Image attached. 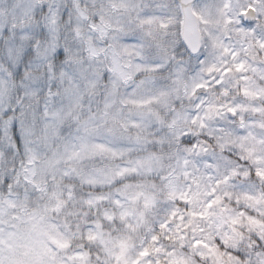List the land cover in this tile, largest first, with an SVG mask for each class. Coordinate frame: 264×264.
I'll return each mask as SVG.
<instances>
[{
  "label": "clouds",
  "instance_id": "clouds-1",
  "mask_svg": "<svg viewBox=\"0 0 264 264\" xmlns=\"http://www.w3.org/2000/svg\"><path fill=\"white\" fill-rule=\"evenodd\" d=\"M261 41L264 0H0V264H264Z\"/></svg>",
  "mask_w": 264,
  "mask_h": 264
},
{
  "label": "snow or ice",
  "instance_id": "snow-or-ice-1",
  "mask_svg": "<svg viewBox=\"0 0 264 264\" xmlns=\"http://www.w3.org/2000/svg\"><path fill=\"white\" fill-rule=\"evenodd\" d=\"M209 15L212 14V9L208 8L205 10ZM216 12L220 15H223L222 10L220 8L216 9ZM244 37V46L247 45L248 39L246 34H242ZM200 36L197 32L193 31L191 32L189 36L190 43L197 44L199 42ZM221 50L222 54L219 57V63L213 65L211 68L208 69L209 72H213V74L219 73V75H216V80L219 83H224L225 77H230L233 72L237 74V78L239 80L247 81L248 76L250 72H253L254 69L252 67H248L245 65V63L241 60H239V56L244 52L245 47L242 46L239 51L235 47H229L225 45H218ZM261 47H264V41H261ZM255 71H258L256 69ZM245 92L248 91L247 88L244 89ZM231 111H235V109H231ZM161 227L167 228L168 224H162ZM153 241H158L159 237L153 236ZM199 243V242H198ZM67 245L61 244V247H66ZM118 246L120 248L119 252V258L124 262V264H152L151 260H146V258L150 257L152 251L159 252L161 251L160 248H151L145 247L143 250L139 253V256L129 262L125 257L126 253L129 247V241L127 239L120 240L118 243ZM169 264H188V260L186 257L181 256H173V258L170 260Z\"/></svg>",
  "mask_w": 264,
  "mask_h": 264
}]
</instances>
